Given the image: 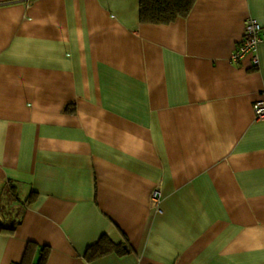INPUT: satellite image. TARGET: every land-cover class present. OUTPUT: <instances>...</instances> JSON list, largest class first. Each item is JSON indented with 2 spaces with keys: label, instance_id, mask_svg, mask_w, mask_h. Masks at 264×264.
Segmentation results:
<instances>
[{
  "label": "crops",
  "instance_id": "0c3cea01",
  "mask_svg": "<svg viewBox=\"0 0 264 264\" xmlns=\"http://www.w3.org/2000/svg\"><path fill=\"white\" fill-rule=\"evenodd\" d=\"M140 3L0 0V264H264V0Z\"/></svg>",
  "mask_w": 264,
  "mask_h": 264
},
{
  "label": "trees",
  "instance_id": "16d2710c",
  "mask_svg": "<svg viewBox=\"0 0 264 264\" xmlns=\"http://www.w3.org/2000/svg\"><path fill=\"white\" fill-rule=\"evenodd\" d=\"M195 0H141L140 15L141 21L150 24H169L175 20L187 16L192 10ZM4 231L12 232L14 227L3 226ZM99 251L97 256L105 255L106 253L117 250V246L104 236L96 243ZM33 252L32 245L26 248L23 261H26L28 256ZM123 252V250H121ZM37 264H45L48 250L43 247L39 253ZM23 263V262H22Z\"/></svg>",
  "mask_w": 264,
  "mask_h": 264
},
{
  "label": "built area",
  "instance_id": "2783aa9c",
  "mask_svg": "<svg viewBox=\"0 0 264 264\" xmlns=\"http://www.w3.org/2000/svg\"><path fill=\"white\" fill-rule=\"evenodd\" d=\"M264 42V28L258 20L247 18L244 22V35L231 54L234 62L242 61L247 54L251 55L253 63L259 65L258 46ZM253 111L257 120L264 119V100H258L253 105ZM162 194L155 190L151 194L150 202L157 210L161 209Z\"/></svg>",
  "mask_w": 264,
  "mask_h": 264
}]
</instances>
